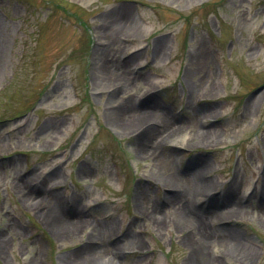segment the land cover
Here are the masks:
<instances>
[{
  "label": "rangeland",
  "instance_id": "374dc122",
  "mask_svg": "<svg viewBox=\"0 0 264 264\" xmlns=\"http://www.w3.org/2000/svg\"><path fill=\"white\" fill-rule=\"evenodd\" d=\"M0 264H264V0H0Z\"/></svg>",
  "mask_w": 264,
  "mask_h": 264
},
{
  "label": "bare ground",
  "instance_id": "6f19581e",
  "mask_svg": "<svg viewBox=\"0 0 264 264\" xmlns=\"http://www.w3.org/2000/svg\"><path fill=\"white\" fill-rule=\"evenodd\" d=\"M165 124H168L169 125V122H167V121H165ZM169 182L170 183H172V185H174L175 186V188H176V190H177V192H179L180 191V188L182 187L181 186V182H179L178 180H177V178H170L169 179ZM180 193V192H179ZM210 200H212V199H210ZM43 201H45V202H43V203H45V205L46 206H52L53 207V209L55 208L54 207V202H53V199L51 198V197H47V198H44L43 199ZM47 203V204H46ZM49 204V205H48ZM73 209V208H72ZM235 211V210H234ZM55 212V213H54ZM54 212H53V214H54V216H55V218H58L57 219V223H56V225L57 226H59V227H63L64 228V226H66V224H68V223H66V222H64L63 221V223H61L62 221L61 220H64V219H62V218H64V216H63V214L62 213H58V211H56L55 209H54ZM229 213V212H228ZM71 217H70V219H68V220H70L69 221V223H72L74 226L76 225H79L80 223H81V220H79L78 219V216L77 215H75V213L73 212V210L71 211ZM61 221V222H60ZM66 223V224H65ZM91 232L93 233L92 235L94 236L92 239H95V242H94V244L93 245H91L89 242H86L85 244H84V248H86V254L88 255V260H93V259H97V260H99V259H101V258H103L104 257V254L103 253H100V254H98L99 252H102L101 251V249H99V248H102V244L97 240L98 238H97V235H98V233H99V231L94 227V228H92V230H91ZM98 232V233H97ZM234 241V240H233ZM233 244V247L232 248H234V250H237V248L239 249L240 247H237L236 246V244H234V243H232ZM231 244V245H232ZM236 248V249H235ZM98 254V255H97ZM201 257H203V253H202V255H201Z\"/></svg>",
  "mask_w": 264,
  "mask_h": 264
}]
</instances>
